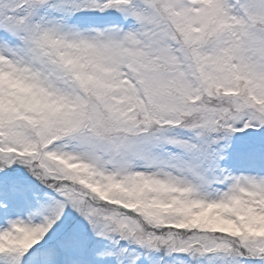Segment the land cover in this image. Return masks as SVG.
I'll return each instance as SVG.
<instances>
[{
    "label": "snow or ice",
    "instance_id": "obj_1",
    "mask_svg": "<svg viewBox=\"0 0 264 264\" xmlns=\"http://www.w3.org/2000/svg\"><path fill=\"white\" fill-rule=\"evenodd\" d=\"M0 264H264V0H0Z\"/></svg>",
    "mask_w": 264,
    "mask_h": 264
}]
</instances>
